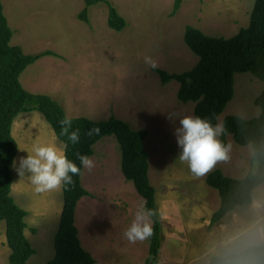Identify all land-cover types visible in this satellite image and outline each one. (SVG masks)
I'll use <instances>...</instances> for the list:
<instances>
[{
  "label": "rangeland",
  "instance_id": "rangeland-1",
  "mask_svg": "<svg viewBox=\"0 0 264 264\" xmlns=\"http://www.w3.org/2000/svg\"><path fill=\"white\" fill-rule=\"evenodd\" d=\"M108 1L127 22L121 31L108 26L105 3L90 7L87 24L78 18L84 0H2L3 12L13 30L11 45L21 47L26 54H57L43 56L29 65L20 76L23 87L51 96L64 107L67 116L101 120L113 115L147 132L149 178L156 190L162 236L179 241L182 249L196 246L202 238L209 247L206 259L192 260L195 255L189 252L182 264H209L210 255L264 244V184L253 190L250 205L237 207L213 225L208 220L218 209L220 197L216 189L207 185L206 176L215 169L232 178L254 171L252 148L238 145L227 135L226 158L218 160L206 174L194 175L178 158L182 149L177 144L175 128L180 118L194 116L195 104L179 101L180 84L176 80L162 84L156 71L178 74L192 69L199 58L184 42L185 28L193 26L213 37H232L248 26L254 0H182L174 14L175 0ZM145 56L152 57L158 67L149 68L144 63ZM234 79L235 95L219 116L218 124L226 115L249 119L260 113L254 101L262 90L261 81L251 73H236ZM169 115L173 120L168 119ZM13 129L18 144L17 166L19 159L28 155L20 148L31 151L36 143L58 147L63 144L38 111L20 113ZM93 150L90 157L95 167L91 171L83 169L81 176L89 195L78 202L75 225L82 247L89 250L97 264H107L102 255L108 245L104 228L124 233L144 200L133 182L122 174L121 149L114 135L103 137ZM11 196L28 213L25 234L35 253L27 264H47L54 255L62 189L38 193L29 177H20L13 168ZM240 228L248 231L244 244L240 243L242 239L237 243L243 248L222 249V240ZM196 234L199 239L192 238ZM147 242L148 248V239ZM165 246L168 250L171 245L165 241ZM130 249L127 244L122 251L128 256ZM9 254L2 221L0 264H9ZM117 254L116 264H136L130 256L120 251Z\"/></svg>",
  "mask_w": 264,
  "mask_h": 264
},
{
  "label": "trees",
  "instance_id": "trees-1",
  "mask_svg": "<svg viewBox=\"0 0 264 264\" xmlns=\"http://www.w3.org/2000/svg\"><path fill=\"white\" fill-rule=\"evenodd\" d=\"M105 3L108 8V26L121 31L127 26L125 19L108 0H84V8L78 18L89 23L90 7ZM182 0H175L172 13H176ZM13 30L3 12L0 0V222H5L6 244L10 249L9 264H27L35 253L25 230L28 213L13 197V160L18 154V144L12 134L15 118L23 112L38 111L52 127L56 137L67 142L61 134L60 121L66 114L64 107L51 96L32 93L20 81L24 70L43 56H57L53 51L26 54L21 47L11 45ZM184 42L198 56L197 64L182 73L170 74L157 69L162 84L176 80L177 97L182 103L192 102L194 116H200L218 124V118L235 95V74L251 73L262 83V90L255 98L260 113L253 118L226 115L222 120L224 131L219 140L227 146V135L240 146L252 148L250 170L242 178L226 176L215 169L206 176V183L218 191L220 204L212 214L210 225L220 222L239 206H248L253 200V190L264 184V0H254L247 27L241 28L229 38L213 37L200 29L187 26ZM99 126L100 135H87L90 128ZM80 130V142H68L67 157L80 166L79 154L93 155V146L103 137L114 135L121 149V171L125 179L132 181L136 192L147 202V208L155 211L153 235L148 238V256L143 264H157L163 243L162 223L156 201V190L149 178V154L145 148L147 132L131 127L115 116L93 120L73 117L72 129ZM70 130V131H71ZM83 172V169H82ZM81 176H74V185L62 188L63 204L59 225L54 236V255L47 264H95V258L85 250L75 225L78 202L89 192L83 187ZM35 232V230H33ZM209 264H264V244L225 256H213Z\"/></svg>",
  "mask_w": 264,
  "mask_h": 264
},
{
  "label": "clouds",
  "instance_id": "clouds-1",
  "mask_svg": "<svg viewBox=\"0 0 264 264\" xmlns=\"http://www.w3.org/2000/svg\"><path fill=\"white\" fill-rule=\"evenodd\" d=\"M144 63L151 69H156L158 63L150 56L144 57ZM173 120V116H168ZM73 117H65L60 121L62 132L68 141L62 146L55 144H33L28 155L17 161L13 160V168L20 177L27 175L38 193L60 190L74 185V176L83 174L82 169L91 171L95 167L94 160L86 154H79L80 166L70 160L66 151L68 142L78 144L80 142V130L72 129ZM71 130V131H70ZM224 131L222 124L213 126L211 121L200 116L187 115L179 119V126L175 128V136L178 146L182 149L178 158L186 163L191 172L196 176H202L209 172L218 160L225 159L228 148L217 138ZM100 127L94 126L87 132L89 137L98 136ZM147 202L142 201L138 207L135 218L130 227L124 232L128 241H144L152 237L153 220L155 211L147 208Z\"/></svg>",
  "mask_w": 264,
  "mask_h": 264
},
{
  "label": "crops",
  "instance_id": "crops-1",
  "mask_svg": "<svg viewBox=\"0 0 264 264\" xmlns=\"http://www.w3.org/2000/svg\"><path fill=\"white\" fill-rule=\"evenodd\" d=\"M13 127H14V123H13ZM13 127H12V134L14 136ZM228 215H230V213H228L226 216H228ZM211 216H212V214H211ZM210 219H211V217L208 220L210 221ZM130 225H129V227H130ZM200 229H202V228H200ZM104 230H105L103 233L104 238L106 239V241H108V243H107L108 245L106 246L107 249H106L105 253L102 255H103L104 259L106 260L107 264H109V263L110 264H116V258L119 256L117 254V252L119 253V251H120V254H122L126 257L130 256V259L135 261L136 264H143L144 263L145 259L148 256V250H149V247L147 248V243H148L147 240L136 241L135 243H132V242L127 240V238L124 236L123 232L118 233L117 229H115V228H111V227L107 228L106 227V228H104ZM196 230H197L196 233H198V231H199L198 228ZM247 232H248L247 230L241 231V228H240L239 230H237L236 233L234 232L233 234L229 235L228 237H225L221 242V244H222L221 248L226 249V250L228 248H232L234 246H236L238 249L243 248L242 246H243L245 238H246L245 233H247ZM194 237H196L197 239L200 238V236L198 234L192 236L193 239H194ZM171 239L170 238L165 239L163 237V243L161 246V253H160L159 260H158L157 264H182L183 261L185 262V260L187 259V255H188L187 253H189V252H192L195 255L191 258L192 260H195L198 262V261H201L203 258L206 259V253L209 252V247L206 245L207 240H204V238L200 239V242H198L196 244V246H193L191 248L186 246V248H183V249L179 248V241H177V240L173 241ZM240 239H242L240 241V243H243V244H237L238 240H240ZM165 241H167V243L171 245V246H169L170 249H168V250L166 249ZM127 244H129V247H131V249L129 250V253L131 252V255L128 254V256H127L126 252L122 251V248L124 246H126ZM205 246H206V248L204 251V250H202V247H205ZM196 247H198V248H196ZM246 248L247 247H245V249ZM168 251H170V252H168ZM88 252H89V250H88ZM229 252H231V251H229ZM229 252H227L225 254L224 253H218L220 255H217V254H214V255L225 256V255L237 253L240 251H233L231 253H229ZM214 255H212V256L210 255V257H207L208 262L210 261V258L213 257ZM200 256H202V257H200ZM95 264H97V263H95Z\"/></svg>",
  "mask_w": 264,
  "mask_h": 264
}]
</instances>
